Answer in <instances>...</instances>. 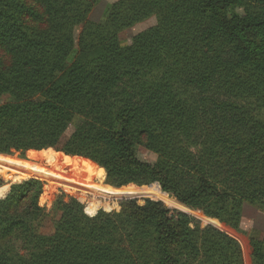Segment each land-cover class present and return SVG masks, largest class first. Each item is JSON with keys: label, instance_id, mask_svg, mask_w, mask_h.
I'll use <instances>...</instances> for the list:
<instances>
[{"label": "trees", "instance_id": "obj_1", "mask_svg": "<svg viewBox=\"0 0 264 264\" xmlns=\"http://www.w3.org/2000/svg\"><path fill=\"white\" fill-rule=\"evenodd\" d=\"M98 2L0 0V156L56 163L61 146L105 175L103 198L172 196L235 231L245 205L264 214V0H117L92 22ZM43 189L0 184V264H243L235 239L153 200L59 202L43 233ZM249 244L264 264V233Z\"/></svg>", "mask_w": 264, "mask_h": 264}, {"label": "rangeland", "instance_id": "obj_2", "mask_svg": "<svg viewBox=\"0 0 264 264\" xmlns=\"http://www.w3.org/2000/svg\"><path fill=\"white\" fill-rule=\"evenodd\" d=\"M115 1L117 0H99V2L91 11L89 20L92 22L103 20L108 7ZM154 19L155 18L152 17L121 33L120 44H130L131 39L135 35L154 25ZM80 30L81 29L79 27L75 28V39H77ZM72 131L73 127H70L64 135L62 143L66 140V138H68ZM60 149L61 146H59L55 151L52 150L54 153L61 156L58 157L56 163L49 162L46 156L43 154H36L33 156L31 154L25 153L23 157L18 154H13L11 156H0V184L3 186H8V190L11 185L29 179H36L44 184L43 194L40 197V205L46 208L48 215L42 229L43 233L50 232L51 223L58 217L56 208L59 202L67 203L68 201L74 199L83 204L84 207L90 203L100 202L102 207L97 209L96 212L100 210L104 212H118L120 210V204L124 201H136L139 205H142L146 200L159 201L155 198L147 196L154 194L145 192H139L137 196L116 199H106L101 197L98 195L96 189L103 186H108L105 183V175L104 179L102 180L96 170H94L92 174L89 173L84 164L81 162L74 161L70 164L66 163L62 159V153L60 152ZM137 155L140 160L145 162L153 163L155 161V156L144 149H140ZM38 169L43 170L45 174H42ZM130 186L141 188L134 185H129L126 187ZM155 197H158L159 199L171 205L173 208L167 207L164 203L159 201L169 210L176 213H182L190 217L193 221L191 225L192 228H194V225L200 227L201 229L213 227L235 239L238 242L242 252L243 264H252L249 236L254 235V233H264V214L252 207L245 205L243 207L239 230L235 231L223 224L218 223V221H208L207 219L209 218H206L203 215L193 212L185 207L187 209L186 211L181 207L182 205L180 206V204L172 196L169 197H171L179 205L161 195L155 194ZM105 206H107L109 210H105Z\"/></svg>", "mask_w": 264, "mask_h": 264}]
</instances>
